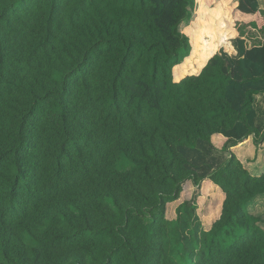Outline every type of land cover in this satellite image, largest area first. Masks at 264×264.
<instances>
[{"label":"trees","instance_id":"16d2710c","mask_svg":"<svg viewBox=\"0 0 264 264\" xmlns=\"http://www.w3.org/2000/svg\"><path fill=\"white\" fill-rule=\"evenodd\" d=\"M225 1L237 54L176 81L196 0H0V264H264V11Z\"/></svg>","mask_w":264,"mask_h":264},{"label":"rangeland","instance_id":"374dc122","mask_svg":"<svg viewBox=\"0 0 264 264\" xmlns=\"http://www.w3.org/2000/svg\"><path fill=\"white\" fill-rule=\"evenodd\" d=\"M196 2L198 18L192 26L185 30V34L189 37L192 46L191 56L185 59L184 63L175 69L176 81L181 80L187 75L198 74L213 52H219L223 49V45L227 41L236 38V35L234 36L231 31L232 25H230L228 18L229 8L232 6V3L226 2L225 0H196ZM188 24L182 25L181 30L183 31L184 27L188 26ZM236 24H238L237 21L235 22V26ZM223 36H226L225 39H221ZM187 186H190V189L186 191V196L183 197ZM194 191L195 188L191 182H187L184 185V191L180 199L174 202V212L170 214L169 205L167 206L168 219L176 218V208L183 202L189 201ZM206 209L205 203L204 207H202V214L206 213ZM249 211L253 215L261 218L260 226L264 229V200L257 207L252 206Z\"/></svg>","mask_w":264,"mask_h":264},{"label":"crops","instance_id":"0c3cea01","mask_svg":"<svg viewBox=\"0 0 264 264\" xmlns=\"http://www.w3.org/2000/svg\"><path fill=\"white\" fill-rule=\"evenodd\" d=\"M238 1L239 0H233V2L236 3V9H237V5H238ZM259 8L264 11V0L259 1ZM241 14L244 15V17L237 20V22L249 23L255 19L254 15H246L243 13H241ZM234 27H235V24H234ZM238 37H239V33L237 34L236 38L231 40V44H232V50L231 51H227L225 49H221L220 51L223 50L226 53H228L229 55L235 56L237 54V51L233 45V41L236 40ZM253 39H255V38H253ZM247 42L249 43V46H252L251 41L247 40ZM190 56H191V53H190ZM201 71L196 75H199L201 73ZM196 75H192V76H196ZM255 109H256L257 114H258L257 124L260 127H263V129H264V95H258L256 97ZM212 142H213V145L217 148V150L221 151L222 148L224 147L225 143L227 142V139L225 137H223L222 135L216 134V135H213ZM231 150L238 157V159L241 161L244 168L246 170H248L252 176L259 177L262 174H264V143L257 147L254 144L253 138L250 137L249 139L245 140L244 142L239 143L237 146L233 147ZM222 195H223V200L219 206V213L218 214L209 215V213L207 212V209H206V213L202 214V212H201V210H202L201 201L206 200V202L205 201L204 202L207 204V206H209L212 202V197H209V194L204 193V188H203V184H202V188L200 190V197L198 198V204H199L198 214H199V216L203 222V225H205L203 227L206 231L210 230L212 228L213 223L220 218L223 202L225 200V194L223 192H222ZM263 200H264V197H258L250 205L249 209L252 208V206L257 207L258 204L260 202H262ZM168 205H170V204H168ZM171 219L173 220L174 218H170V220Z\"/></svg>","mask_w":264,"mask_h":264},{"label":"water","instance_id":"95a60500","mask_svg":"<svg viewBox=\"0 0 264 264\" xmlns=\"http://www.w3.org/2000/svg\"><path fill=\"white\" fill-rule=\"evenodd\" d=\"M173 72H174V70H173Z\"/></svg>","mask_w":264,"mask_h":264}]
</instances>
